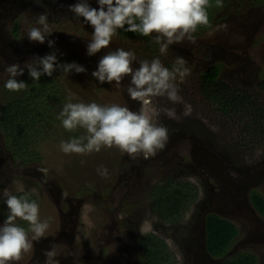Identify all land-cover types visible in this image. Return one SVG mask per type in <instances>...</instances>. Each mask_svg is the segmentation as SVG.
<instances>
[{
  "label": "rangeland",
  "instance_id": "obj_1",
  "mask_svg": "<svg viewBox=\"0 0 264 264\" xmlns=\"http://www.w3.org/2000/svg\"><path fill=\"white\" fill-rule=\"evenodd\" d=\"M77 2L0 0V104L6 98V69L14 63L24 67L34 57L55 51L60 63L76 62L87 70L53 73L59 101H48V120L39 125L41 137L27 155L11 153L0 134V226L9 215L3 192L8 189L23 195L16 190L19 185L25 192L37 190L30 199L39 205L40 220L49 223L44 236L33 240L28 223L20 218L14 221L27 231L32 249L13 264H142L139 238L146 234L165 243L169 264H217L237 253H249L254 264H264V215L249 201L252 191L264 198V128L236 151L232 139L238 137L240 125L214 115L193 91L196 74L208 65H217L222 79L250 91L261 82L264 0H222V7L210 0L209 24L192 33L195 43L185 39L169 46L167 54L160 53L159 44L149 47L143 40L130 41L118 29L109 47L93 56L86 54L93 28L68 10ZM87 2L98 8L97 0ZM34 11L47 15L51 34L44 44L36 42L32 49H25L23 39L15 38L11 30L17 20L33 22L37 17L29 14ZM155 35L147 37L154 41ZM48 39L55 41L54 47L48 46ZM117 48L134 52L138 61L159 58L170 70L177 56L187 61L190 74L182 82L179 77L176 81L183 102L174 104L166 97L153 100L160 108L175 109L177 116H159L158 123L168 130L165 146L148 157L143 153L129 156L116 147L84 155L65 154L61 141L87 135L83 128L68 131L62 126L57 117L65 104H116L134 112L141 107L126 92L130 77L117 87L115 82L101 84L91 76L101 56ZM188 107L190 114L184 115ZM101 167L107 169V176L99 174ZM166 182L190 185V199L177 221L161 222L150 211L152 188ZM209 213L237 230L221 258H210L204 250L203 219ZM49 252L54 255L49 257Z\"/></svg>",
  "mask_w": 264,
  "mask_h": 264
},
{
  "label": "clouds",
  "instance_id": "obj_2",
  "mask_svg": "<svg viewBox=\"0 0 264 264\" xmlns=\"http://www.w3.org/2000/svg\"><path fill=\"white\" fill-rule=\"evenodd\" d=\"M97 3L98 8H93L87 0H78L68 9L75 17H82L83 22L93 28L86 46L88 56L108 48L118 29L139 33L145 37L155 33L153 39L160 45L161 54H167L169 46L185 39L195 43L192 33L198 26L209 24L207 9L212 6L210 0H97ZM216 6L222 7V0H216ZM37 24L41 27L30 28L27 38L29 41L44 44L51 34L47 15L40 14ZM47 43L52 48L55 41L48 39ZM134 62L138 63V67H133ZM186 64L184 57L177 56L170 70L159 58L138 61L134 52L122 48L106 52L99 59L91 76L101 84L115 82L117 87L121 86L125 77H130L126 92L141 107L134 112L126 106L116 104H65L57 117L61 119L62 126L68 131L83 128L87 135L61 141V151L65 154L84 155L99 152L102 147H116L129 156L135 157L143 153L148 157L154 155L158 149H163L168 139V130L158 123L159 116L161 113L170 119H176L177 116L175 109L160 108L153 100L156 97H166L174 104L183 102L176 81L179 77L182 82L190 74ZM25 68L33 81H39L43 75L52 77L57 71L66 75L87 71L76 62L60 63L54 51L43 57H34L33 62L24 67L15 63L8 66L6 71L9 78L4 85L6 89L18 92L27 88L25 82L16 79L24 74ZM190 111L188 107L184 115H189ZM98 172L101 176H107V169L103 167ZM16 190L24 194L17 196L8 189L3 192L9 215L0 226V264H13L22 258L23 253L32 249L27 231L14 223L17 218L28 223L33 240L44 236L49 227L47 220H40L37 202L30 199V196L37 194V190L25 192L23 185H19ZM47 255L51 257L54 253L49 252ZM49 264L52 262L49 261Z\"/></svg>",
  "mask_w": 264,
  "mask_h": 264
},
{
  "label": "trees",
  "instance_id": "obj_3",
  "mask_svg": "<svg viewBox=\"0 0 264 264\" xmlns=\"http://www.w3.org/2000/svg\"><path fill=\"white\" fill-rule=\"evenodd\" d=\"M39 15L40 12H31L30 17H37L33 22L17 20L12 26L11 35L23 39L25 49H32L36 44L29 41L27 32L31 26L37 24ZM74 24L80 25V21L75 20ZM38 27L41 26L38 24ZM119 32L130 41L143 40L142 42L149 47L156 45L155 41L139 33L128 32L125 29H119ZM220 70L217 65H208L198 72L193 82V91L214 115L231 125H240L238 137L232 139V145L238 151L246 147L250 139L264 128V78L253 91H250L222 79ZM18 81L25 82L27 88L18 92L5 89L6 98L0 104V134L11 153L21 155L25 152L27 155L28 148L41 137L39 125L48 120L46 110L48 101L53 100L58 104L59 100L56 101L55 98L58 90L53 77L47 75L41 76L39 81H33L27 71ZM244 136L246 138H243ZM189 195L190 185L187 182H176L173 186L168 182L162 183L152 188L149 194L150 211L161 222L177 221L185 203L190 199ZM249 201L259 215H264V198L261 195L252 191L249 193ZM203 231L204 248L211 258L224 256L237 235L232 223L212 213L204 216ZM139 245L142 251V264L170 263L165 243L154 234L141 236ZM254 263L253 255L237 253L231 258L220 260L217 264Z\"/></svg>",
  "mask_w": 264,
  "mask_h": 264
},
{
  "label": "flooded vegetation",
  "instance_id": "obj_4",
  "mask_svg": "<svg viewBox=\"0 0 264 264\" xmlns=\"http://www.w3.org/2000/svg\"><path fill=\"white\" fill-rule=\"evenodd\" d=\"M203 233H204V231H203ZM204 250H205V248H204ZM206 252V251H205ZM206 255L208 256V257H210L207 253H206ZM211 258V257H210Z\"/></svg>",
  "mask_w": 264,
  "mask_h": 264
}]
</instances>
